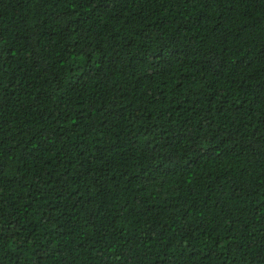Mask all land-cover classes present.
Segmentation results:
<instances>
[{"label":"trees","instance_id":"1","mask_svg":"<svg viewBox=\"0 0 264 264\" xmlns=\"http://www.w3.org/2000/svg\"><path fill=\"white\" fill-rule=\"evenodd\" d=\"M0 264H264V0H0Z\"/></svg>","mask_w":264,"mask_h":264}]
</instances>
